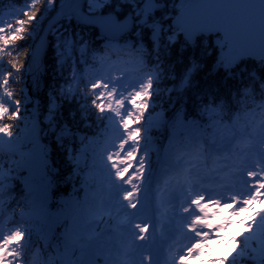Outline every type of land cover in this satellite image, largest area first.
<instances>
[{
  "label": "snow or ice",
  "instance_id": "snow-or-ice-1",
  "mask_svg": "<svg viewBox=\"0 0 264 264\" xmlns=\"http://www.w3.org/2000/svg\"><path fill=\"white\" fill-rule=\"evenodd\" d=\"M121 5L131 6L125 16ZM164 6L163 0H22L0 12V264H190L202 261L206 251L213 253L212 264H264V100L257 102L252 88L242 90L230 118L213 104L202 109L203 125L177 114L161 176L153 183L146 173L150 130L165 120L149 113L159 93L158 71L148 67L142 34L149 29L159 49L167 33L155 13ZM174 6L175 30L187 39L222 34L216 44L225 67L241 56L264 59V0H179ZM72 19L99 30L102 50L64 29ZM133 33L139 42L124 39ZM49 36L58 70L67 68L69 76L50 90L41 121L38 104L29 112L25 89L15 86L25 71H44ZM167 39L174 41L175 32ZM22 41L36 44L21 47ZM77 97L82 116L94 111L103 122L100 135L89 138L67 123L58 125L62 103ZM50 134L72 167L67 180L79 179L83 190L82 197L56 201L55 211L58 169L44 143ZM16 181L19 199L12 195ZM113 194L116 215L104 210L105 196ZM91 200L98 201L95 211ZM104 217L116 238L107 237L103 250L91 249L85 237L100 235L96 225L107 224ZM233 223L243 230L229 238ZM212 241L221 248L211 249ZM133 250H139L136 259Z\"/></svg>",
  "mask_w": 264,
  "mask_h": 264
},
{
  "label": "trees",
  "instance_id": "trees-1",
  "mask_svg": "<svg viewBox=\"0 0 264 264\" xmlns=\"http://www.w3.org/2000/svg\"><path fill=\"white\" fill-rule=\"evenodd\" d=\"M178 2L179 0L173 2L170 8ZM21 4L22 0H0V12L7 14L13 7ZM120 7L121 16L129 12V6L121 5ZM106 10L112 9L107 8ZM174 13L175 8L174 12L171 13L172 15L170 14L171 16L166 12L165 15L169 16L163 18L164 15L162 17L167 21V24L163 25L167 34L163 36L158 50H154L150 30L145 29L142 34V42L147 49L146 62L148 67L158 71L157 87L159 93L153 98L154 108H150L149 113L153 117L163 114L165 120L160 128H152L149 134L151 140L163 143V148L167 147L166 142H168L170 135L169 125L179 113L183 114L186 121H199L203 125L207 122L206 117L202 115L204 106L208 104L222 105L226 118H230L232 113L239 109L237 101L241 98L242 90L245 88L253 89L257 102L264 100V87H261V85H264V60L254 61L250 59L248 61L243 59L233 69L229 70L215 66L217 47L214 46V38L200 36L195 45L188 46L181 33L172 29L169 25ZM63 27L67 32L73 34L80 32L84 39L90 42L92 48L102 50L105 40L98 34L95 26L78 25L70 20L68 23H63ZM172 32H175L176 39L168 41L167 35L172 34ZM124 39L139 42L135 33ZM34 42L22 41L20 43L23 47L30 43L33 45ZM53 42V37L49 36V44L44 56V87L41 90L39 89L38 92H32L31 90L29 92L27 71L24 73L23 83L15 86L17 91L21 87L25 89L26 95L29 97L26 102V108L29 112L38 104L41 121H43L44 115L48 111L50 90L54 87L59 88L69 76L67 68L62 73L57 68ZM119 42L123 43L124 40L121 39ZM82 103L83 101L79 97L65 100L56 115L58 125L67 123L73 132H78L89 138L97 136L100 127L103 128V122L96 120L94 111L89 112L87 116H82ZM44 143L50 145L51 159L58 169V175L55 178L56 185L52 191V209L55 211L56 201L67 198L69 195L82 197L83 190L80 188L79 179L76 181L67 180V177L72 173V167L68 162L65 149L57 146L54 136L51 134L44 136ZM67 143L66 141L65 144L67 145ZM75 143L79 147V141L77 140ZM149 152H152V150L150 149ZM73 183L76 187L75 192ZM21 188L19 181H16L15 187L12 189V195L17 199L22 194ZM12 207H15V201H13Z\"/></svg>",
  "mask_w": 264,
  "mask_h": 264
},
{
  "label": "water",
  "instance_id": "water-1",
  "mask_svg": "<svg viewBox=\"0 0 264 264\" xmlns=\"http://www.w3.org/2000/svg\"><path fill=\"white\" fill-rule=\"evenodd\" d=\"M57 8H58V6H57ZM130 12V11H129ZM128 12V13H129ZM127 13V14H128ZM56 14V10L51 14L52 16H54ZM126 14V15H127ZM49 16V18H51L52 16ZM125 16V15H124ZM74 20V19H73ZM75 22H77L76 20H74ZM78 23V22H77ZM47 24V21H45V25ZM79 24V23H78ZM172 26L175 28V24H174V19L172 20ZM83 25V24H82ZM86 26V25H85ZM89 27H91V26H89ZM97 31H98V34H100V32H99V30L97 29ZM182 34V36L184 37V38H186L184 35H183V33H181ZM198 34H200V33H198ZM197 34V35H198ZM201 34H203V33H201ZM212 35V34H215V33H204V35ZM216 34H220V33H216ZM197 35H195L191 40H189V39H187L189 42H193L194 40H195V38H196V36ZM222 35V34H221ZM39 39V37L37 38V40ZM48 40H49V38H48ZM35 44H36V41L33 43V47H35ZM45 53V52H44ZM44 53L42 54V57H41V59H42V63L44 62L43 61V57H44ZM250 57H252V58H258V57H254V56H250ZM29 61H31V57H29ZM43 65H44V63H43ZM27 77H28V79H27V86H28V88H29V92H30V90L32 91V92H38L39 91V89L41 90L43 87H44V84H43V72H41V73H30V72H27ZM34 77H35V79H34ZM43 85V86H42Z\"/></svg>",
  "mask_w": 264,
  "mask_h": 264
},
{
  "label": "rangeland",
  "instance_id": "rangeland-1",
  "mask_svg": "<svg viewBox=\"0 0 264 264\" xmlns=\"http://www.w3.org/2000/svg\"><path fill=\"white\" fill-rule=\"evenodd\" d=\"M58 5V4H57ZM129 10L131 11V7H129ZM6 18H7V16H6ZM227 49H226V47H225V49H223V51H226ZM221 49H220V51H219V54H218V57H217V59L215 60V62H214V64H220V65H222V66H224L225 67V65H224V62L220 59L221 58V55H222V53H221ZM236 62V61H235ZM232 65V64H231ZM229 67V66H228ZM113 202H115V204H116V206H118V204L116 203V199H115V194H113V196L111 197V199H109V198H107L106 197V205H108V206H110V204H112ZM239 219H241V218H239ZM237 224H239V223H237ZM106 236H104V238H105Z\"/></svg>",
  "mask_w": 264,
  "mask_h": 264
},
{
  "label": "clouds",
  "instance_id": "clouds-1",
  "mask_svg": "<svg viewBox=\"0 0 264 264\" xmlns=\"http://www.w3.org/2000/svg\"><path fill=\"white\" fill-rule=\"evenodd\" d=\"M243 229L239 230L242 231ZM238 231V232H239ZM95 238H89V237H85V244L89 246V244L94 240ZM236 247V245H230L229 248L223 253L224 255H227L228 253H230L234 248Z\"/></svg>",
  "mask_w": 264,
  "mask_h": 264
},
{
  "label": "bare ground",
  "instance_id": "bare-ground-1",
  "mask_svg": "<svg viewBox=\"0 0 264 264\" xmlns=\"http://www.w3.org/2000/svg\"><path fill=\"white\" fill-rule=\"evenodd\" d=\"M52 16V15H51ZM38 38V37H37ZM44 56H45V53H44ZM43 61H44V57H43ZM44 63V62H43ZM44 71H45V65H44ZM44 71H43V84H44ZM28 79V77H27Z\"/></svg>",
  "mask_w": 264,
  "mask_h": 264
}]
</instances>
